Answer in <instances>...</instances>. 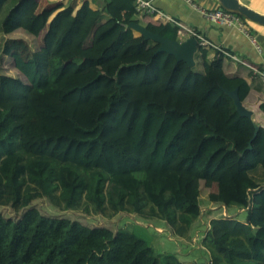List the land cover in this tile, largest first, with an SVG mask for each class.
I'll return each mask as SVG.
<instances>
[{"label":"trees","instance_id":"1","mask_svg":"<svg viewBox=\"0 0 264 264\" xmlns=\"http://www.w3.org/2000/svg\"><path fill=\"white\" fill-rule=\"evenodd\" d=\"M77 3L52 15L36 12V0H0V55L24 77L0 79V207L23 211L0 215V264H182L135 228H89L31 203L84 202L183 238L199 222L201 184L216 187L209 205L246 212L244 221H210L205 264H264V128L248 150L255 122L221 90L237 88L245 103L250 86L225 73L218 53L209 60L199 47L193 68L157 53L128 25L173 41L177 28L145 24L136 0ZM20 30L40 39L36 49L7 44Z\"/></svg>","mask_w":264,"mask_h":264},{"label":"rangeland","instance_id":"2","mask_svg":"<svg viewBox=\"0 0 264 264\" xmlns=\"http://www.w3.org/2000/svg\"><path fill=\"white\" fill-rule=\"evenodd\" d=\"M246 21L247 24H253ZM249 31V30H248ZM249 34L254 38L251 31ZM2 42V38L0 39ZM7 44L15 48L19 43L23 48L36 49L40 39H33L26 35L24 30L7 37ZM11 43V44H10ZM19 77L24 80V77L19 75L15 70L12 60L7 56L0 55V79L2 77ZM216 192V187L213 185L210 189H206L203 184L200 187L201 214L198 218L199 222L194 224L190 235L187 237H175L170 229L163 223L155 220H142L136 215L117 214L111 218H107L95 211L94 207L87 203H80L77 207L65 210L60 206L52 204L47 198L35 199L31 206L39 210L41 214L54 218H67L74 220L80 224L89 227H105L112 231L120 228H135L139 237L143 238L150 244L159 254H173L182 264H191L197 262L205 264L209 261V254L203 248V237L209 228V223L212 219L229 217V219H237L244 221L246 212L238 210L235 207H229L224 210L221 205L207 203V193ZM23 211L14 212L9 207H0V215L5 218L17 220Z\"/></svg>","mask_w":264,"mask_h":264},{"label":"crops","instance_id":"3","mask_svg":"<svg viewBox=\"0 0 264 264\" xmlns=\"http://www.w3.org/2000/svg\"><path fill=\"white\" fill-rule=\"evenodd\" d=\"M93 1L95 0H78L74 10H77L83 2H88L92 9H96L97 6ZM145 1H150L158 12L156 15H146L145 24L149 22L168 24L164 17H169L188 28L196 30L208 43L205 49L209 52V60H213L215 54L218 53L217 55L222 59L225 73L228 76L241 77L247 82L251 91L248 100L244 104L254 111L253 120L264 128V113L261 110L258 111V107L264 102V84L258 74L264 73V27L254 23L250 26L244 21L246 30L251 31L254 35V38L250 35V38L255 40V43H253L249 37H246L237 29L206 21L185 0ZM239 1L264 14V0ZM36 2L38 3L36 12L46 7H52L54 11L52 15H55L57 11L64 8V5L59 3L58 0H36ZM192 3L197 7L208 10L220 8L217 0H192ZM185 40L178 39L177 41L183 42Z\"/></svg>","mask_w":264,"mask_h":264},{"label":"water","instance_id":"4","mask_svg":"<svg viewBox=\"0 0 264 264\" xmlns=\"http://www.w3.org/2000/svg\"><path fill=\"white\" fill-rule=\"evenodd\" d=\"M217 2L221 9L237 14L251 23L264 27V14H261L246 6L245 4H242L239 0H217ZM128 28L138 34V36L143 37L145 41H151L157 44V53L171 55L178 63H184L190 68L195 66L194 56L198 50V43L196 39L188 38L183 42L173 41L168 38L161 37L158 34H154L148 31L144 26L136 23L129 24ZM221 90L232 100L235 111L240 117L254 119V111L242 103L239 98L237 88L233 91H228L221 87ZM258 111H260L259 107ZM259 127L260 125L255 122L254 133L251 141L249 142L248 150H251L252 148L251 142L257 135ZM222 207H224V210L226 209L225 206Z\"/></svg>","mask_w":264,"mask_h":264},{"label":"built area","instance_id":"5","mask_svg":"<svg viewBox=\"0 0 264 264\" xmlns=\"http://www.w3.org/2000/svg\"><path fill=\"white\" fill-rule=\"evenodd\" d=\"M76 1L77 0H58V2L62 4H67ZM185 1L191 4L194 7V9L197 12H199L204 17V19H206V21L237 29L246 37L250 38V34L248 33V30H246L245 28L244 21L238 15L229 11H225L223 9H213V10L203 9L197 7L194 3H192V0H185ZM136 11L139 18H141L143 14H148V15L158 14L156 9L151 5V2L145 0H137ZM164 18L166 19V21H168L177 28V36L179 37L180 40H185L186 38L193 37L198 41L199 47H202L204 49L207 47L208 43L202 37V35H200L196 30L192 28H188L183 24H181L180 22L172 20L169 17H164ZM250 40L253 43H255L254 39L250 38ZM256 48L258 49V47ZM258 74L262 80V83L264 84V73H258Z\"/></svg>","mask_w":264,"mask_h":264},{"label":"bare ground","instance_id":"6","mask_svg":"<svg viewBox=\"0 0 264 264\" xmlns=\"http://www.w3.org/2000/svg\"><path fill=\"white\" fill-rule=\"evenodd\" d=\"M136 3H137V0H136ZM226 11V10H225ZM237 15V14H236ZM239 16V15H238ZM190 38H193V37H190ZM195 39V38H194ZM197 41V40H196ZM179 42V41H178ZM197 43H198V41H197ZM197 46H198V44H197ZM198 48H199V46H198ZM200 48H202V47H200ZM204 49V48H203ZM258 115V114H257Z\"/></svg>","mask_w":264,"mask_h":264}]
</instances>
